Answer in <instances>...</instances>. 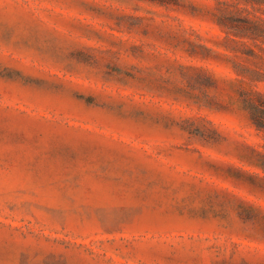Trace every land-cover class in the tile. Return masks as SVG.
I'll list each match as a JSON object with an SVG mask.
<instances>
[{"label":"rangeland","instance_id":"obj_1","mask_svg":"<svg viewBox=\"0 0 264 264\" xmlns=\"http://www.w3.org/2000/svg\"><path fill=\"white\" fill-rule=\"evenodd\" d=\"M255 90L264 3L0 0V264H264Z\"/></svg>","mask_w":264,"mask_h":264},{"label":"trees","instance_id":"obj_2","mask_svg":"<svg viewBox=\"0 0 264 264\" xmlns=\"http://www.w3.org/2000/svg\"><path fill=\"white\" fill-rule=\"evenodd\" d=\"M246 3L251 4H262L264 0H243ZM216 16L217 23L227 28L228 30L235 32H244L245 35L251 36L255 35L252 31H249V27H242L233 23V21H227L223 15L214 13ZM242 97V102L244 107L249 111L253 123L258 128H264V93L261 91H244Z\"/></svg>","mask_w":264,"mask_h":264}]
</instances>
